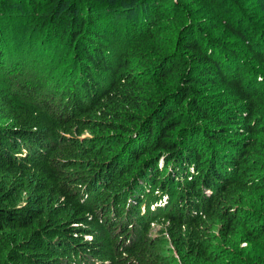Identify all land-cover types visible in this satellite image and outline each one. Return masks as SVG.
Instances as JSON below:
<instances>
[{
  "label": "trees",
  "instance_id": "trees-1",
  "mask_svg": "<svg viewBox=\"0 0 264 264\" xmlns=\"http://www.w3.org/2000/svg\"><path fill=\"white\" fill-rule=\"evenodd\" d=\"M105 1L0 0V264H264V0Z\"/></svg>",
  "mask_w": 264,
  "mask_h": 264
},
{
  "label": "rangeland",
  "instance_id": "rangeland-1",
  "mask_svg": "<svg viewBox=\"0 0 264 264\" xmlns=\"http://www.w3.org/2000/svg\"><path fill=\"white\" fill-rule=\"evenodd\" d=\"M110 1V0H109ZM109 1H105L104 5L107 6L109 5ZM145 1L146 3V8H148L150 6L149 2H147L146 0H142ZM173 1L176 2V0H161L160 1V15H162L163 17L165 16H169L171 15V13H173V11L177 10L176 7H174V3ZM125 4V1L122 0H115L112 6H119V5H123ZM21 5V4H20ZM140 5V6H139ZM220 7H222V9L224 10V13H226V15L228 16V18L230 17H235L238 14H234L235 13V9L232 6H230L229 3L225 2V0H220L219 4ZM253 6H256L257 3L254 2L252 3ZM126 8L127 6L124 5ZM137 8H143L145 6L141 5L140 2L138 3V5H136ZM139 6V7H138ZM157 6V4H156ZM257 7V6H256ZM111 7H107L106 10L111 11L110 10ZM131 8H135V5H131ZM151 8V7H150ZM259 10V7H257ZM155 9H153L152 11H154ZM3 11H4V7H3ZM263 11V10H261ZM257 11V15L258 17H262L263 13L262 12ZM115 13V12H113ZM6 15L10 16L11 12H6ZM75 15V14H73ZM7 16V17H8ZM70 16V15H69ZM31 25L32 27H35L36 29V33L40 35L41 32V28H39L38 24L36 22L33 23H28V25ZM252 25H254V23L249 24V26L252 27ZM62 28H60L61 30ZM244 29L246 30V33H248L251 37V39H254L255 42H260L264 41V32L262 30L259 31H254L253 29L244 26ZM59 30V34H57V38L54 37V39L52 41L49 42V45H44L46 47V49L48 48V50H46L44 52V54H46V56L42 59H38L39 61L36 62H32V64H30V66H28L27 69H25L22 73L17 74L16 77V81L20 82L21 85L23 83H27L28 86H31L35 89L38 90V92L40 94H42L43 96H46V98L50 99V100H55L56 102L58 101V97L59 100H61L63 98V100L65 101V96H64V89L67 87V83L70 82V80L67 81V79H64V76H58V80L55 78H57L56 73L54 72V70H60V69H65L67 67H73L74 66V57L73 54H71V52H76V56L78 55V50H72L69 51V47H67L66 45H64L65 43H63V41H61V39L59 38V36H61V32ZM44 31V29H43ZM33 34V32H32ZM43 34V33H42ZM67 39V38H65ZM113 41V40H112ZM115 45L117 47H121L124 46L123 43L116 41L114 42ZM111 46L116 49V47L114 46V44L110 41ZM32 50H34L32 48ZM27 51H23L22 54H26ZM5 56H12L14 55V53L12 52L11 54H8V52L4 53ZM37 58V57H35ZM34 58V59H35ZM33 60V59H32ZM28 62H31L30 60H28ZM7 63V62H6ZM35 63V64H33ZM9 65V64H8ZM29 65V64H28ZM11 66V65H9ZM12 67V66H11ZM19 69V67H18ZM76 69V68H75ZM12 69H9L7 72H9ZM16 75V74H15ZM71 79V78H70ZM260 80V79H259ZM17 82V84H19ZM67 90V88H66ZM90 137L89 134H86L85 136H83V138H88ZM159 229L157 227H154L152 230V234L156 233ZM246 244H243L241 246L242 249H247ZM248 254V252H247ZM254 256V255H252ZM248 257V256H246Z\"/></svg>",
  "mask_w": 264,
  "mask_h": 264
}]
</instances>
